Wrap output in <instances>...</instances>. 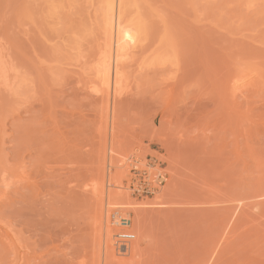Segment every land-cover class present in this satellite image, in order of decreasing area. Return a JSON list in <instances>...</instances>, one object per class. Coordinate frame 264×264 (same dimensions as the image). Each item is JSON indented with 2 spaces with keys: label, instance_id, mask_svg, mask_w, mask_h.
<instances>
[{
  "label": "rangeland",
  "instance_id": "1",
  "mask_svg": "<svg viewBox=\"0 0 264 264\" xmlns=\"http://www.w3.org/2000/svg\"><path fill=\"white\" fill-rule=\"evenodd\" d=\"M105 1L0 0V264H264V0H126L117 96Z\"/></svg>",
  "mask_w": 264,
  "mask_h": 264
},
{
  "label": "bare ground",
  "instance_id": "2",
  "mask_svg": "<svg viewBox=\"0 0 264 264\" xmlns=\"http://www.w3.org/2000/svg\"><path fill=\"white\" fill-rule=\"evenodd\" d=\"M105 3H106V5H105L106 12L104 13V18H105V21L108 22V24H107L108 30H106L108 33L107 35L109 36L108 37L109 42L107 44L108 50L106 52H104L102 58L100 59V62L97 64V69H96L95 73H96V78L98 80L99 79L101 80L100 84H102L104 86L103 91L106 89L107 90L106 93H108V95L111 93L112 95L117 96L120 94L121 82H122V70H123V66H125L124 63L126 61H128L127 59L129 58L128 57V51L130 50V41L132 39L131 34L127 31V29H125L123 27V24L125 21L124 19L126 18L125 17L126 13L128 14V11H129L128 7L130 5H128L126 0H106ZM94 87L96 88L95 91L99 90L98 87H96V86H94ZM94 87H93V90H94ZM116 153L117 152H115V150L113 148H109L110 158L112 156L115 157V155H117ZM112 158H111V160H112ZM128 160L126 159V161H128ZM137 161H139V162L134 165L137 168V170H139L140 172H143V171L147 172L149 175L148 176L149 180L154 183V185H152V186L157 187V186H155V184L158 182V181H156L158 179L155 180V177L158 175V173H157V171L154 172L156 168L149 167L148 166L149 164L146 162H142V161L140 162V160H137ZM117 164H116L117 168L121 166V165H117ZM124 164H125V162H124ZM110 165H114V161H113V163L110 162ZM149 168H151V169H149ZM152 169H154V170H152ZM123 177L125 178V176H123ZM157 178H158V176H157ZM113 180L111 178V180H109V182H107L108 189L106 190V192L104 191V189L107 188V187L105 188V185H104V187L103 186L101 187V189L103 188L102 190L98 191L99 192V198H100V200H99L100 205H101L102 209H104L100 213L101 219L99 218V220H100L99 223H101V222L103 223V224L101 223L100 226L102 225L101 228L104 229V232L107 236H113L115 233L118 232V229L116 228V226H121V225L125 224V222L127 221L125 219H127V218L123 217L126 215L124 213V211H128L129 213H130V211L135 212L136 208L140 206V203H137L136 201H130V200L129 201L127 200V202H124L125 200L124 201L123 200L117 201V199H115V197H116L115 193L121 192L125 187L123 185V180H122V182H119L120 180L119 181L118 180L113 181ZM128 184H129V182H128ZM129 186H130V184H129ZM96 190H98V189H96ZM113 196H115V197H113ZM153 202L152 203L149 202V203L152 204L150 206H155L154 208H156L157 206L161 207V206L165 205V201H163L161 199H159L158 202H156V201H155V203H153ZM146 204H148V203H146ZM146 204H143V205H146ZM146 206H144V208ZM121 212H123L125 215L122 214Z\"/></svg>",
  "mask_w": 264,
  "mask_h": 264
},
{
  "label": "built area",
  "instance_id": "3",
  "mask_svg": "<svg viewBox=\"0 0 264 264\" xmlns=\"http://www.w3.org/2000/svg\"><path fill=\"white\" fill-rule=\"evenodd\" d=\"M127 224V223H126ZM126 224H124V225H126ZM128 238H129V235H128V237H127V240H128Z\"/></svg>",
  "mask_w": 264,
  "mask_h": 264
}]
</instances>
